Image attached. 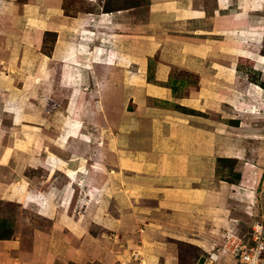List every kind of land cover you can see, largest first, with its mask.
Wrapping results in <instances>:
<instances>
[{
  "label": "crops",
  "instance_id": "1",
  "mask_svg": "<svg viewBox=\"0 0 264 264\" xmlns=\"http://www.w3.org/2000/svg\"><path fill=\"white\" fill-rule=\"evenodd\" d=\"M263 42L264 0H0V199L35 206L64 252L65 232L81 252L91 231L131 220L147 264L168 238L209 251L244 235L264 171V118L251 112L264 108ZM36 91L68 95L31 113ZM226 158L241 161L234 181L219 175ZM225 257L237 264L215 263Z\"/></svg>",
  "mask_w": 264,
  "mask_h": 264
},
{
  "label": "rangeland",
  "instance_id": "2",
  "mask_svg": "<svg viewBox=\"0 0 264 264\" xmlns=\"http://www.w3.org/2000/svg\"><path fill=\"white\" fill-rule=\"evenodd\" d=\"M69 1L81 2L82 0ZM106 1L110 7L139 6L142 8L147 5L149 0ZM44 39L45 44L42 50L48 53L54 40V34H45ZM258 52L264 54V42L258 48ZM49 95L52 100L63 106L68 94L53 91ZM86 96L88 98L86 100L89 101V95ZM50 97L42 91L29 94L27 109L31 113H49L50 109L53 108V102H49ZM251 111L255 113L253 115L264 118V108L262 110L258 107L252 108ZM7 124L8 122H5V125ZM38 124L34 129L37 141L41 137L42 121L39 120ZM83 127V131L88 128L87 124ZM52 131V129H46L45 132L50 133ZM35 162L40 165V161L36 160ZM240 166L241 161L238 159H221L219 160V175L227 181H234L238 176ZM7 174L6 171L0 172V178L7 176ZM41 174L40 167L24 171V175L30 178L40 177ZM250 186L254 191L252 196L254 202L252 201L250 205H254L256 210L254 213L247 212L246 214L242 209L240 217L242 227L239 230L244 233L247 240L252 220L259 219L264 222V171L259 172V180L256 185ZM32 203L35 204L36 202L32 201ZM77 212L72 206L68 210L71 217L75 216ZM138 228L136 221L131 220L123 223V226L120 224V227L112 235L105 233L102 229L91 231L92 237H88V242L81 252L73 249L76 244L72 237L65 232L60 237L71 246L69 250L64 252L50 241L47 243L48 239H59V237L52 236L53 222L42 217L35 206L0 199V264H137L132 261L131 253L137 249L143 258V249L139 245L144 244V237L139 235ZM166 241L163 246L165 249L158 254V264H196L200 257L208 255V251L193 245L186 238H168ZM222 241L223 236L221 235L218 238L213 237L210 241L209 251L214 245ZM93 242L95 245H91ZM94 248L98 249V252L94 251ZM215 264H233V262L225 257Z\"/></svg>",
  "mask_w": 264,
  "mask_h": 264
},
{
  "label": "built area",
  "instance_id": "3",
  "mask_svg": "<svg viewBox=\"0 0 264 264\" xmlns=\"http://www.w3.org/2000/svg\"><path fill=\"white\" fill-rule=\"evenodd\" d=\"M222 236L223 241L214 245L211 251H208V255L200 257L196 264H214L224 255L232 256L237 264H264V222L262 220L253 222L248 240L245 235H238L231 231H226ZM131 256L133 262L142 264V255L139 250L134 249Z\"/></svg>",
  "mask_w": 264,
  "mask_h": 264
},
{
  "label": "bare ground",
  "instance_id": "4",
  "mask_svg": "<svg viewBox=\"0 0 264 264\" xmlns=\"http://www.w3.org/2000/svg\"><path fill=\"white\" fill-rule=\"evenodd\" d=\"M229 9V8H228ZM261 57V56H260ZM37 80H40V77H38L37 78ZM74 99V98H73ZM73 99H70L71 101L73 100ZM74 110V109H73ZM252 112V111H251ZM81 129V125L78 127V131ZM71 132V129H69V126L67 125V126H65V129L63 130V133L66 135L65 137H66V142H67V140L69 139V137H70V133ZM81 132V131H80ZM62 135V134H61ZM65 137H63V138H65ZM62 138V137H61ZM76 139V138H75ZM89 140V139H88ZM55 143V142H54ZM53 143V144H54ZM57 144V143H56ZM66 145V144H65ZM73 153V152H72ZM49 155H50V157H53L54 155L52 154V153H49ZM45 158V157H44ZM43 158V159H44ZM47 159V158H46ZM52 159H50V161H51ZM54 160V159H53ZM83 160V159H82ZM53 164V163H52ZM81 166H83V165H81ZM88 194V193H87ZM142 264H147V262H146V259L143 257L142 258Z\"/></svg>",
  "mask_w": 264,
  "mask_h": 264
},
{
  "label": "trees",
  "instance_id": "5",
  "mask_svg": "<svg viewBox=\"0 0 264 264\" xmlns=\"http://www.w3.org/2000/svg\"><path fill=\"white\" fill-rule=\"evenodd\" d=\"M50 49H51V48H50ZM50 49H49V50H50ZM48 53H49V51H48Z\"/></svg>",
  "mask_w": 264,
  "mask_h": 264
}]
</instances>
